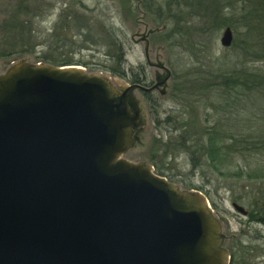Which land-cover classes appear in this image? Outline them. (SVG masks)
I'll return each instance as SVG.
<instances>
[{"label":"rangeland","instance_id":"rangeland-1","mask_svg":"<svg viewBox=\"0 0 264 264\" xmlns=\"http://www.w3.org/2000/svg\"><path fill=\"white\" fill-rule=\"evenodd\" d=\"M170 2L0 0V76L19 62L55 66L48 60L64 58L82 64L65 66L101 75L119 93L134 86L128 103L139 120L133 145L120 158L154 173L162 167L168 182L200 191L219 222L221 246L238 245L234 264H264V0H179L183 11L175 13L192 15L182 36L170 32ZM214 2L218 9L212 11ZM226 27L233 36L229 47L219 42ZM206 80L212 84L207 91L190 95ZM181 120L195 121L197 130L216 126L229 137L224 169L178 146H172L175 157L163 161L159 143L174 140Z\"/></svg>","mask_w":264,"mask_h":264},{"label":"water","instance_id":"water-1","mask_svg":"<svg viewBox=\"0 0 264 264\" xmlns=\"http://www.w3.org/2000/svg\"><path fill=\"white\" fill-rule=\"evenodd\" d=\"M232 38L226 27L219 42ZM133 88L76 66L0 76V264L226 263L199 191L120 158L139 120Z\"/></svg>","mask_w":264,"mask_h":264},{"label":"trees","instance_id":"trees-1","mask_svg":"<svg viewBox=\"0 0 264 264\" xmlns=\"http://www.w3.org/2000/svg\"><path fill=\"white\" fill-rule=\"evenodd\" d=\"M172 1L173 3H171ZM212 1H215V0H212ZM171 2H170V7L172 6L174 10L171 9L168 14L169 20L172 21V27L170 28V32L173 33V35L178 34L182 36L183 33H185V32H182L183 26L186 27L190 25L189 17H192V15L190 13L188 17L185 16L184 19L181 18V16L184 14H182L181 12L175 13V11H183V8L181 7L182 3L179 2V0H171ZM158 9H159V6H157L156 10ZM209 9L216 10L218 9V5L215 2L211 3L209 6ZM185 15H188V11L185 13ZM252 18H255V16H253ZM182 21H184L185 23L184 25L181 24ZM113 58L114 57L112 56L111 60ZM118 58L121 59V54ZM118 61L121 62V60L119 59ZM48 62L49 64H52L55 66L82 65L81 63L74 62V60L72 59H64V58H61L59 60H48ZM118 69H121V68H116V69L111 68V67L105 68V70L117 76L123 73V72H120ZM207 75L211 76L209 72H207ZM213 78L214 77H212L211 79ZM241 84L243 83L242 82L232 83L234 87H238V88L241 87ZM211 85L212 84L208 82V80H206V83L201 86L202 88L197 89L195 86H193L192 88H190L191 90L190 95L199 94L201 93L202 90L207 91V89H209ZM183 91L184 90H181V93H184ZM145 96L147 97L146 94ZM151 109H154V108L152 107ZM169 121H172L171 118L166 117V122H169ZM178 124H179L178 128H174V129L180 130V132H178V134L174 137V140L169 138L167 142L163 144L159 143L158 151L161 152V155H163V161L167 160L169 157L174 158L175 154L172 152V149L173 147L178 146V148L181 149L182 152L189 153L191 158H195V153L199 152L202 156H204L205 161H207L210 165L213 166L214 169L218 171L226 167L227 153H228V150H230V146L227 144L229 137H226L220 134L219 129L216 126H212V127L206 126L203 129L197 130V123L195 121L186 122L184 120H181L180 123L178 121ZM155 158L156 156H153V160ZM192 162L194 163V161ZM193 165L195 166V164ZM155 170H156L155 171L156 174L162 176V167H157ZM188 188L196 189L193 186H189ZM210 202L213 205L212 201Z\"/></svg>","mask_w":264,"mask_h":264},{"label":"flooded vegetation","instance_id":"flooded-vegetation-1","mask_svg":"<svg viewBox=\"0 0 264 264\" xmlns=\"http://www.w3.org/2000/svg\"><path fill=\"white\" fill-rule=\"evenodd\" d=\"M235 202H232V205L234 204ZM233 207V206H232ZM236 211V210H235ZM239 213V212H238ZM240 214V213H239ZM242 215V214H241ZM250 215L251 214H249L248 212H246V214H244L243 216H245V217H250ZM251 220H253V219H251ZM238 248V245L237 244H235V241L234 242H232V241H230V242H228V244H227V253H228V260H227V263L226 264H234V262H235V254H234V252L236 251H238L239 252V249H237Z\"/></svg>","mask_w":264,"mask_h":264}]
</instances>
